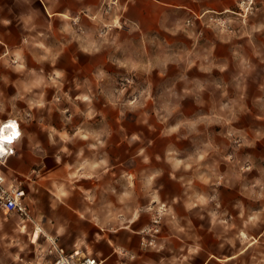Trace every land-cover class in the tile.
Here are the masks:
<instances>
[{
  "label": "rangeland",
  "instance_id": "rangeland-1",
  "mask_svg": "<svg viewBox=\"0 0 264 264\" xmlns=\"http://www.w3.org/2000/svg\"><path fill=\"white\" fill-rule=\"evenodd\" d=\"M100 13L108 20L80 13L37 37L0 39V123L65 128L53 142L43 135L41 152L64 143L80 158L71 150L90 143L86 153L126 175L123 189L137 176L136 209L155 196L133 247L104 264H264V0L147 34L115 20L117 10ZM218 37L248 38L251 49L216 67ZM77 128L89 134L73 136ZM25 203L27 216L0 211V264H52L57 247L104 258L105 238L60 245L54 217L39 213L41 191H27ZM155 215L158 232H144Z\"/></svg>",
  "mask_w": 264,
  "mask_h": 264
},
{
  "label": "crops",
  "instance_id": "crops-1",
  "mask_svg": "<svg viewBox=\"0 0 264 264\" xmlns=\"http://www.w3.org/2000/svg\"><path fill=\"white\" fill-rule=\"evenodd\" d=\"M238 1L0 0V39L10 40L25 34L30 36L32 33L33 37H37L43 33L48 23L71 22L80 13H85L94 21L101 19L105 22L108 19L100 12L105 11L107 7L118 11V15H112L115 20L133 24L142 34H147L160 28L170 30L175 24L182 23L194 15L199 16L203 12L228 10ZM192 30L189 28L187 33L191 34ZM245 34L248 36V33ZM222 41L224 40L220 37L211 40L213 45L209 52L214 57L212 62L216 67L228 60H231L232 65L237 64L236 55L242 50L251 49L248 46V38L240 43L225 41L226 44H223ZM206 61L208 62L209 58H206ZM14 120L20 123L22 136L13 145L14 154L8 157L11 159V167L3 171L5 157L0 159V170L8 183L21 181L27 191H41L48 205L44 210L39 208V213L54 217L51 220L54 222V234L59 237L60 245H65L66 248H75L77 245L89 247L90 240L105 238L104 258L99 264L116 260L118 248L131 249L133 244H130L129 240L136 239L148 218L149 204L156 201L152 193H145L150 195L151 203L146 202L143 209H136V198L133 194L141 192L138 190L140 186L137 176L132 174L128 186L123 189L126 175L111 174L112 168L118 166L110 167L103 155L96 158L94 154L86 153L92 145L87 142L79 144L77 150H71L72 153L76 152L77 156L82 155L80 158H75L71 153L66 154L64 143H61L55 155H46L41 152L42 136L45 135L53 142L55 134L64 136L65 128L54 129L55 132L46 127L28 130L18 119L5 120L0 126L12 123L16 127ZM85 133L89 134L88 129L77 128L73 136L81 134L84 137ZM7 176L13 179L8 180ZM133 189L137 190L134 192ZM28 194L29 198H32L29 192ZM123 236H127V241Z\"/></svg>",
  "mask_w": 264,
  "mask_h": 264
},
{
  "label": "built area",
  "instance_id": "built-area-1",
  "mask_svg": "<svg viewBox=\"0 0 264 264\" xmlns=\"http://www.w3.org/2000/svg\"><path fill=\"white\" fill-rule=\"evenodd\" d=\"M14 122L16 127L14 128V132L10 133L9 142L6 144L8 153L5 159L14 154L13 145L22 136L20 123L17 120H14ZM0 163H2L1 160ZM25 198L26 190L23 183L21 181L8 183L6 176L0 170V210L5 215L17 214L19 216H27L28 209L24 203ZM159 223L160 217L155 215L152 219V226L144 232H158ZM142 244L146 245L147 242L143 240ZM56 252L57 257L52 264H99L98 260L86 248L76 247L73 251L66 252L65 249L57 247Z\"/></svg>",
  "mask_w": 264,
  "mask_h": 264
},
{
  "label": "bare ground",
  "instance_id": "bare-ground-1",
  "mask_svg": "<svg viewBox=\"0 0 264 264\" xmlns=\"http://www.w3.org/2000/svg\"><path fill=\"white\" fill-rule=\"evenodd\" d=\"M14 128L12 123H4L0 126V159L7 156L6 144L9 142L10 133L14 132Z\"/></svg>",
  "mask_w": 264,
  "mask_h": 264
}]
</instances>
